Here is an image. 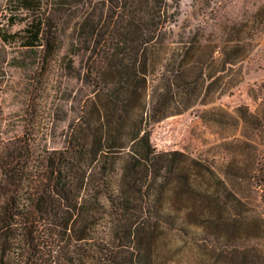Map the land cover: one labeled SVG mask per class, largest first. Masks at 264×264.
Here are the masks:
<instances>
[{"label": "trees", "instance_id": "trees-1", "mask_svg": "<svg viewBox=\"0 0 264 264\" xmlns=\"http://www.w3.org/2000/svg\"><path fill=\"white\" fill-rule=\"evenodd\" d=\"M179 5L8 0L23 47L53 53L66 31L85 46L92 91L60 149L40 150L28 135L0 143V264H162L163 237L182 249L209 241L211 264H264V208L244 203L208 164L150 142L160 89L147 81V47L165 42Z\"/></svg>", "mask_w": 264, "mask_h": 264}, {"label": "rangeland", "instance_id": "rangeland-1", "mask_svg": "<svg viewBox=\"0 0 264 264\" xmlns=\"http://www.w3.org/2000/svg\"><path fill=\"white\" fill-rule=\"evenodd\" d=\"M7 2L0 0V143L28 135L40 150H58L92 91L84 81L85 46L65 39L66 31L53 53L23 47L15 36L23 25H9ZM263 5L264 0H180L165 42L147 47V81L160 89L149 123L152 147L208 164L259 211L264 208V17L254 14ZM189 47L193 53L183 65ZM190 74L197 79L178 85ZM209 243L198 242L202 250L182 249L175 237H163L157 257L162 264H211L205 256L213 252L205 248Z\"/></svg>", "mask_w": 264, "mask_h": 264}]
</instances>
